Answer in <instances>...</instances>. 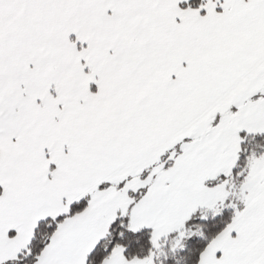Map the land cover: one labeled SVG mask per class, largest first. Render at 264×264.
<instances>
[{"label":"snow or ice","instance_id":"snow-or-ice-1","mask_svg":"<svg viewBox=\"0 0 264 264\" xmlns=\"http://www.w3.org/2000/svg\"><path fill=\"white\" fill-rule=\"evenodd\" d=\"M0 264H264V0H0Z\"/></svg>","mask_w":264,"mask_h":264}]
</instances>
